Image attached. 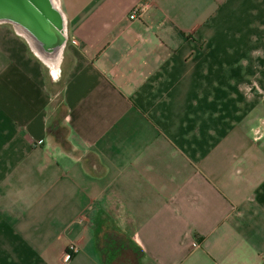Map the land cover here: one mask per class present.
I'll return each mask as SVG.
<instances>
[{
    "label": "crops",
    "instance_id": "obj_1",
    "mask_svg": "<svg viewBox=\"0 0 264 264\" xmlns=\"http://www.w3.org/2000/svg\"><path fill=\"white\" fill-rule=\"evenodd\" d=\"M58 3V94L0 25V264H264V0Z\"/></svg>",
    "mask_w": 264,
    "mask_h": 264
},
{
    "label": "bare ground",
    "instance_id": "obj_2",
    "mask_svg": "<svg viewBox=\"0 0 264 264\" xmlns=\"http://www.w3.org/2000/svg\"><path fill=\"white\" fill-rule=\"evenodd\" d=\"M34 1L36 3L32 2L33 6L38 8L42 13V17L36 16L33 22L31 21L36 31L34 30L32 32L30 30L32 28L28 27L25 23H20L19 21L15 22V27L19 33L24 35L29 40L37 54L42 56L45 62H47L51 67L52 71L56 73L59 69L58 65L61 58L65 18L59 7L58 0H44L47 11L52 15V17H54L53 20H51L52 17H50L48 12V15L42 12L39 8L40 3L38 0ZM43 32L46 34L48 41L51 43L50 51H47L45 48L40 49L38 47V44L43 43V41L37 38L38 33L41 35ZM43 40H46V38Z\"/></svg>",
    "mask_w": 264,
    "mask_h": 264
},
{
    "label": "rangeland",
    "instance_id": "obj_3",
    "mask_svg": "<svg viewBox=\"0 0 264 264\" xmlns=\"http://www.w3.org/2000/svg\"><path fill=\"white\" fill-rule=\"evenodd\" d=\"M14 13L15 12L12 13L11 11H6V12L2 11V12H0V25H6V26H11V28H15V22L19 21L18 20L19 17L16 16ZM19 22L22 23L21 21H19ZM30 30L32 32L34 31L33 28L30 29ZM41 35L38 33V37L37 38H39L45 44L40 43V44H38V47L40 49H42V48L44 49V47H45V49H46L47 47L50 46L51 43L48 41L47 36H44V35L41 36ZM68 35H69V30H68V28L65 27V30H64V33H63L62 49H61V59H60V64H59L61 72L58 73V77L55 80H51V79H49L47 77V85H48V88H49V90L51 91V93L53 95L54 94H58L59 89H60V87H61V85L63 83V78H64L63 70L65 69V66H67L66 63L68 61L67 56H66L67 50H66V43H65L66 40L68 39ZM45 38H46V40H43ZM47 51H48V49H47ZM45 68L48 71L49 68L48 67H45ZM58 132L60 134H62L64 132V128L63 127L59 128Z\"/></svg>",
    "mask_w": 264,
    "mask_h": 264
},
{
    "label": "water",
    "instance_id": "obj_4",
    "mask_svg": "<svg viewBox=\"0 0 264 264\" xmlns=\"http://www.w3.org/2000/svg\"><path fill=\"white\" fill-rule=\"evenodd\" d=\"M32 2L36 3L34 0H0V12H15L14 14L19 17V21L27 24L28 27L35 30V27L32 25L31 21L33 22L34 18L36 16H41L42 13L38 8L33 6ZM38 2L40 3L39 8L42 10V12L48 15L49 12L46 9L44 0H38ZM49 15L52 17L50 13ZM53 19L54 17L51 18V20ZM42 34L46 36L44 32Z\"/></svg>",
    "mask_w": 264,
    "mask_h": 264
},
{
    "label": "built area",
    "instance_id": "obj_5",
    "mask_svg": "<svg viewBox=\"0 0 264 264\" xmlns=\"http://www.w3.org/2000/svg\"><path fill=\"white\" fill-rule=\"evenodd\" d=\"M145 6H146V4H144V3H137V4L133 5L128 11V14H127L128 18L129 19L139 18L141 16V14L144 12ZM68 249L74 252L78 248L74 243H70V244H68Z\"/></svg>",
    "mask_w": 264,
    "mask_h": 264
}]
</instances>
